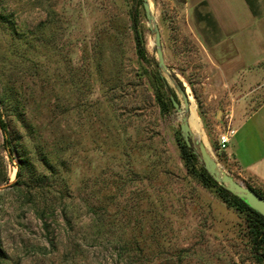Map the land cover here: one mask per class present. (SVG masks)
<instances>
[{
    "label": "rangeland",
    "instance_id": "1",
    "mask_svg": "<svg viewBox=\"0 0 264 264\" xmlns=\"http://www.w3.org/2000/svg\"><path fill=\"white\" fill-rule=\"evenodd\" d=\"M149 1L167 71L139 0H0V264H264L247 212L187 171L185 111L161 112L150 78L185 89L200 142L264 195L247 162L264 138V0Z\"/></svg>",
    "mask_w": 264,
    "mask_h": 264
},
{
    "label": "trees",
    "instance_id": "2",
    "mask_svg": "<svg viewBox=\"0 0 264 264\" xmlns=\"http://www.w3.org/2000/svg\"><path fill=\"white\" fill-rule=\"evenodd\" d=\"M142 3L141 0H139ZM136 22H138L137 14H136ZM136 29V26L134 25ZM137 40V51L140 58L147 60L145 45L143 43V37L140 33H136ZM151 81L153 82V86L155 89V98L157 100L160 111L163 113L170 112L174 108V104L171 98L167 94L166 90V81L164 77L160 75L158 71L151 72ZM5 99V98H4ZM7 100H4L2 103L4 108H7L9 105L10 111H12L14 117H23L25 114V105H23V101L20 97L16 96L12 101L8 96H6ZM1 100V97H0ZM9 102V103H8ZM8 103V104H7ZM6 104V105H5ZM0 126L1 128L8 133V123L3 118L0 117ZM178 147L180 151V156L184 161V165L187 168V171L190 175L197 177L200 181L207 187L216 188L220 197L227 203L232 206L237 207L241 211H246L249 219L251 220L250 224L252 228L255 230L254 233V244L256 247H260L264 243V216L254 210L252 207L248 205V203L242 199L231 193L224 186L219 184L204 168V166L200 163L197 154L193 152V150L186 144L185 140L182 136L178 137ZM5 142L7 147L11 152L17 150V146L12 142L11 137L5 138ZM23 166H18L17 176L20 178L22 176ZM254 189L253 187L249 186ZM255 190V189H254ZM258 192L261 196L264 197L262 193Z\"/></svg>",
    "mask_w": 264,
    "mask_h": 264
},
{
    "label": "water",
    "instance_id": "3",
    "mask_svg": "<svg viewBox=\"0 0 264 264\" xmlns=\"http://www.w3.org/2000/svg\"><path fill=\"white\" fill-rule=\"evenodd\" d=\"M143 6L145 9V13L147 19L150 23L151 30L154 32V44L156 47V52L158 56V65L161 70L167 71L168 67L165 63L164 52H163V43L160 28L156 22V18L152 13L151 5L149 0H142ZM133 20L136 21V11L133 12ZM172 82L174 80L172 79ZM175 86L178 92L181 94L183 103L177 98L174 94H172L171 100L174 104V107L179 111H189L190 110V102L188 94L185 89L179 84L175 83ZM181 134L186 142V144L193 150L195 154L198 155L199 160L203 164L204 168L207 172L222 186H224L231 193L236 195L239 198L244 199L250 207L259 212L264 216V197L261 196L254 189L243 185L241 182L237 181L230 174L226 173L223 169L220 168L218 162L211 155L208 147L195 139L193 135L190 125L188 122V118L186 116L182 117V121L180 124ZM196 144H198L199 152L197 150Z\"/></svg>",
    "mask_w": 264,
    "mask_h": 264
},
{
    "label": "crops",
    "instance_id": "4",
    "mask_svg": "<svg viewBox=\"0 0 264 264\" xmlns=\"http://www.w3.org/2000/svg\"><path fill=\"white\" fill-rule=\"evenodd\" d=\"M263 34V33H262ZM244 60V59H243ZM257 64V63H255ZM253 64V66L255 65ZM246 65V62H242L240 64V66ZM264 106H262L260 109H263ZM259 110V109H258ZM256 115V114H254ZM246 120V119H245ZM243 121L242 124L236 128L237 132L236 135L244 128V126L246 125V121ZM233 139V138H232ZM234 140V139H233ZM232 141V140H231ZM259 148H258V152H257V156L253 159H248L247 162H249L248 164L251 165L252 167V173L250 174L251 176H253L254 178L257 177L259 179H262L264 182V138L263 140L260 139L259 141ZM236 145H239V140L237 141ZM235 156V155H234ZM235 161H236V157H234ZM246 162V163H247ZM237 165H238V161H236ZM241 164L238 165V167L241 169Z\"/></svg>",
    "mask_w": 264,
    "mask_h": 264
},
{
    "label": "bare ground",
    "instance_id": "5",
    "mask_svg": "<svg viewBox=\"0 0 264 264\" xmlns=\"http://www.w3.org/2000/svg\"><path fill=\"white\" fill-rule=\"evenodd\" d=\"M182 114H184L188 118L190 129H191L193 135L195 136V139L196 140H199V139L205 140V133L203 131L201 120H200V117L198 116L195 105L192 104L190 106V110L187 112L186 111L182 112Z\"/></svg>",
    "mask_w": 264,
    "mask_h": 264
},
{
    "label": "built area",
    "instance_id": "6",
    "mask_svg": "<svg viewBox=\"0 0 264 264\" xmlns=\"http://www.w3.org/2000/svg\"><path fill=\"white\" fill-rule=\"evenodd\" d=\"M237 130L235 128H228L225 132L221 133V135L218 138V145L220 150H225L232 140V138L235 136Z\"/></svg>",
    "mask_w": 264,
    "mask_h": 264
}]
</instances>
